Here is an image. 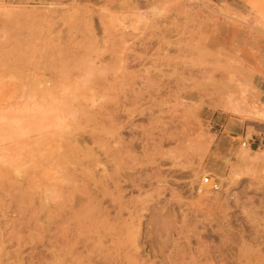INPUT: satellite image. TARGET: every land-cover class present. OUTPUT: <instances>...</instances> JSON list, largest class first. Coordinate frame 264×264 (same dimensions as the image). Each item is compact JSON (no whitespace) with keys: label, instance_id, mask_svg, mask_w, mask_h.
<instances>
[{"label":"rangeland","instance_id":"1","mask_svg":"<svg viewBox=\"0 0 264 264\" xmlns=\"http://www.w3.org/2000/svg\"><path fill=\"white\" fill-rule=\"evenodd\" d=\"M203 1L0 0V264H264V0Z\"/></svg>","mask_w":264,"mask_h":264},{"label":"bare ground","instance_id":"2","mask_svg":"<svg viewBox=\"0 0 264 264\" xmlns=\"http://www.w3.org/2000/svg\"><path fill=\"white\" fill-rule=\"evenodd\" d=\"M197 2H199L201 5H203L204 7H206L207 9H209V11H211L210 13L212 14V15H214L215 17H218V18H223V19H230L229 18V16H228V14H226V12H224V10H216V9H212V8H210L203 0H196ZM199 5V4H198ZM141 17V16H140ZM143 19V18H142ZM230 27V26H229ZM225 30H226V32H229V33H234L235 32V30H233V29H226L225 28ZM235 34V33H234ZM237 34H238V32H237ZM236 35V34H235ZM85 48V47H84ZM88 49V48H87ZM145 82V81H144ZM146 83H148V82H146ZM155 83V82H154ZM47 84V83H46ZM158 84V83H157ZM148 85V84H147ZM148 86H150V84L148 85ZM141 87H143V86H141ZM150 87H152V86H150ZM145 89L147 90V89H149V87L148 88H146L145 87ZM192 95V94H191ZM99 111V110H98ZM254 115L256 116V117H258V118H264V111L263 110H259V109H254ZM263 121V120H262ZM79 135V134H78ZM71 136V135H70ZM75 136V135H74ZM77 138H79V137H77ZM95 141V140H94ZM107 153V152H106ZM256 153V152H255ZM243 162H245V164L246 165H248L247 164V162H248V160L247 159H244L243 160ZM117 176V175H116ZM116 176H113L112 178H114L115 180H116ZM112 178H110L111 180H112ZM117 181H118V179H117ZM116 181V182H117ZM116 182H113L112 181V183H114V184H112V185H114L113 187L114 188H116ZM118 183V182H117ZM201 187H204L203 185H201ZM98 189V188H97ZM99 190V189H98ZM103 190H105V188L103 189L102 188V190H101V192H99L100 193V195H99V198H100V196L102 197V195H103V198L104 197H106V193H105V191H103ZM81 194H84L85 195V197H83L82 195V198H81V201H79L78 203H77V205H76V203H74L75 205H76V207L75 208H80V210H77V213H79L78 214V216L81 214V215H84V213L83 212H86L87 210H88V213L90 212V210L92 211V210H94V203H96V200H95V197L91 194V193H89L88 191H83V193L82 192H80ZM98 193V194H99ZM98 194H96V195H98ZM105 195V196H104ZM98 197V196H97ZM79 199V198H78ZM83 199V200H82ZM80 200V199H79ZM78 201V200H77ZM77 206H79V207H77ZM117 207H120V206H117ZM73 208V207H72ZM81 208H82V210H84L83 212H82V210H81ZM115 208H116V206H115ZM117 209V208H116ZM74 210H76V209H74ZM103 210V209H102ZM102 210L101 211H99V212H102ZM118 210V209H117ZM98 211H97V213L96 214H98L99 213ZM87 213V212H86ZM85 213V214H86ZM87 213V214H88ZM93 213V211L91 212V214ZM104 213H106V211L104 210ZM103 212H102V216L103 215H105ZM107 215V214H106ZM86 216V215H85ZM87 216H89V215H87ZM94 216V215H93ZM95 218H97L96 216H94ZM104 217V216H103ZM107 217V216H106ZM105 217V218H106ZM88 218H90V217H88Z\"/></svg>","mask_w":264,"mask_h":264},{"label":"built area","instance_id":"3","mask_svg":"<svg viewBox=\"0 0 264 264\" xmlns=\"http://www.w3.org/2000/svg\"><path fill=\"white\" fill-rule=\"evenodd\" d=\"M247 143H248V145L250 146L249 142H247ZM247 143H246V142H243V143H242V147H246V144H247ZM211 188H212V190H214V191L219 190V187H218L217 184H213V186H212Z\"/></svg>","mask_w":264,"mask_h":264},{"label":"crops","instance_id":"4","mask_svg":"<svg viewBox=\"0 0 264 264\" xmlns=\"http://www.w3.org/2000/svg\"><path fill=\"white\" fill-rule=\"evenodd\" d=\"M219 133H221V132H219ZM249 144H250V146H251V145H255V140L252 139V141L249 142Z\"/></svg>","mask_w":264,"mask_h":264}]
</instances>
